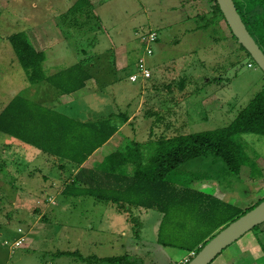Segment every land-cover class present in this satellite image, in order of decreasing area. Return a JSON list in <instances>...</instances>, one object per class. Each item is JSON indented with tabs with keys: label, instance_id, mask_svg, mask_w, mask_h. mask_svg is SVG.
Instances as JSON below:
<instances>
[{
	"label": "rangeland",
	"instance_id": "obj_1",
	"mask_svg": "<svg viewBox=\"0 0 264 264\" xmlns=\"http://www.w3.org/2000/svg\"><path fill=\"white\" fill-rule=\"evenodd\" d=\"M5 1L0 0V111L16 95L34 96L45 105L53 106L51 100L48 101L50 92L46 90L50 85L44 82L39 86L29 81L8 40L11 34L24 31L34 48L46 54L44 68L47 74L77 62L83 63L93 74L91 86L95 93L74 97L75 101L69 104L58 103L59 110L79 118H83L79 112L87 110L90 112V118L85 116L88 120L108 117L114 111L129 114L128 121L122 124L117 135L95 155L99 162L132 139L146 143L160 135L172 136L227 126L257 93L264 90V72L232 37L225 20L204 28L213 17L212 0H112L95 10L100 21L86 17L84 12L69 11L77 0ZM149 31L158 34V41L153 45L154 53L147 57L152 74L147 79L131 81L129 76L136 71L139 56L144 57L145 45L140 36ZM35 87L38 89L36 95ZM56 91L55 88L54 94ZM13 140V136L0 131V264H4L2 251L9 250L5 240L13 243L21 235L18 229L25 230L28 219H34V224L44 228L40 230L35 226V233L39 236L37 242L31 248L22 247L12 252L10 264H90L73 256L56 255L57 251L74 248L84 255L88 251H102L106 256L120 254V249L112 246L115 237L110 236L103 250L86 243L88 235L82 242L76 240L73 241L76 245H69L70 225L84 231L83 227L91 222L100 224L101 219L103 227L109 231L116 228L117 235L123 237L126 244L133 237L150 234L147 226H139L137 231L135 224L136 220L142 222V211L143 214L148 211L150 215H157L154 210L137 211L133 206L131 214L135 221L128 222L121 215L116 218L115 205L104 202L94 220L91 213L82 215L81 208L70 209L71 203L79 205L80 200L76 198L66 200L58 195V202L53 200L48 194L54 193L56 188L26 192L24 182L28 176L24 174L42 165L41 157L45 154L40 152L39 158L34 156L30 146L21 149L7 145ZM238 141L244 147L248 157L246 165L253 174L258 177L262 170L264 173V136L245 134L238 136ZM206 163L199 159L190 161L177 170L178 177L180 180L194 178L211 170L210 174L218 184L233 191L234 196H241L243 183L238 177L223 163L213 169H208ZM52 167L44 172L58 175V168L53 167L52 171ZM32 174L39 177L35 171ZM47 186L49 183L44 184ZM252 190V201L264 194L262 187H252ZM85 199L89 203L93 200L91 197ZM89 203L86 205L92 206ZM37 207L41 210L38 214L34 210ZM151 224L149 222L147 227L149 230ZM184 241L192 243L194 237Z\"/></svg>",
	"mask_w": 264,
	"mask_h": 264
},
{
	"label": "trees",
	"instance_id": "obj_2",
	"mask_svg": "<svg viewBox=\"0 0 264 264\" xmlns=\"http://www.w3.org/2000/svg\"><path fill=\"white\" fill-rule=\"evenodd\" d=\"M108 1L77 0L69 11L84 12L86 17H95L100 21L95 10ZM234 1L249 32L264 51V0ZM212 2L213 17L204 25L205 29L225 20L217 0ZM1 14L0 9V17ZM201 18L203 19V16ZM231 35L237 40L232 32ZM8 40L33 84L48 82L61 93L72 94L84 88L87 81L93 77L89 68L81 62L57 73L47 74L44 68L46 54L34 48L26 32H15ZM142 43L146 47L144 40ZM240 47L254 61L243 45L240 44ZM142 55L147 62L149 55L145 48ZM142 57L139 56L137 63ZM128 119L127 112H120L97 121L83 122L17 95L0 112V131L49 155L68 159L81 166L106 144ZM245 134L264 136V90L257 93L227 126L172 136L160 135L156 140L150 139L146 143L130 140L123 148L107 155L103 162L94 168H81L70 178V183L64 187L62 195L91 197L97 201L111 203L119 211L128 213L132 221H135L131 214L133 206L164 212L167 221L178 216L183 220L182 223L194 221L201 229L209 228L202 245L194 250L198 253L218 231L254 208L264 197L247 209H242L193 187L195 182L214 179L213 174H210L211 170L194 178H181L182 180L178 177L177 170L188 162L199 159L207 162L208 169L223 163L229 172L238 177L241 167L248 159L242 143L238 141V136ZM136 222L138 231L141 223L137 220ZM56 255L73 256L90 264H133V259L127 255L84 257L78 251L62 250ZM193 256L191 255L189 260Z\"/></svg>",
	"mask_w": 264,
	"mask_h": 264
},
{
	"label": "crops",
	"instance_id": "obj_3",
	"mask_svg": "<svg viewBox=\"0 0 264 264\" xmlns=\"http://www.w3.org/2000/svg\"><path fill=\"white\" fill-rule=\"evenodd\" d=\"M109 1H112V0H109ZM109 1L106 2L105 4L109 3ZM54 7L55 6H53V8ZM42 25L43 24L41 23V26ZM62 69L64 68H61L58 71ZM57 72H54V73H57ZM50 74H53V73H50ZM92 78L87 81V84L84 88L72 94H63L60 91H56L57 94H54L55 87H53L50 83L46 82L48 83V85H50V87L47 86L46 88V90L50 92V99H48V101L51 100V103L53 104V106H48V107H51L62 113L63 111L59 110L58 109L59 107L56 104L58 103L63 104L65 102L66 104L67 103L69 104V102L75 101L74 97L82 98V97H86L88 95L94 94L95 90L91 86ZM41 83H44V82H41ZM36 85L40 86V83ZM35 89H34L35 90L34 93L36 95L38 89L36 87ZM24 97H26L27 99L37 104L47 106L43 102L35 99L34 96L33 98H28V96H24ZM13 98H11L10 100H12ZM10 100L6 102L5 106L1 109V111L10 103ZM113 113H115V111ZM113 113H109L108 116ZM79 114H82L83 118H79V116L75 117L70 114H66V115L72 118L78 119L80 121H83V122L97 121V120H92L93 117L90 120L85 118V116L86 117L90 116V112L87 110H83L82 112H79ZM122 126L123 125L120 126L117 133L120 131ZM117 133L115 135H117ZM113 137L110 140H112ZM110 140L106 144H104L101 148H99L97 151H95L89 157V159L85 163H83L81 166H78L74 164L73 162H70L68 159L60 158L54 155H49L48 153H45L41 151L40 149L36 148L35 146L29 143H26L24 141H21L20 139L16 137H14L13 141H10L11 144L8 143L7 145L15 146L16 148L17 146H19V148L21 149H24V148H27V146H30L31 152L34 153L35 157H39V158H40V152L41 154L48 155V157H44L45 155L41 157L42 162L44 161L42 165L38 164L39 166H36L34 170L26 171L27 173L24 174L25 177L28 176V178L24 182V184H26V187H27V188H24L26 192L27 191L34 192L36 190L37 192H39V191H42L43 189L44 190L48 189L52 191L53 189L56 188V191L54 193L52 192L48 194L51 196V198H53V200H56V202H58V199H57L58 195L63 196V198H65L66 200H69L71 198L73 199L76 198L77 201L80 200L79 205L76 206L71 203L70 209L73 208L74 210H76L77 208H81L83 211L82 215L85 214L86 216H88L89 215L88 213H91V217L94 218L95 220V216L97 215V212H99L100 209L102 208L104 201H97L93 199L92 202L89 203L87 199H85V197H82V196L74 197V196L62 195V191L64 187L70 183V178L76 175V173L81 168L83 167L94 168L97 164L99 165L100 163L103 162L106 156L99 162L96 159L95 155L99 152L100 149H102L105 145H107L110 142ZM90 162H93V163L90 164ZM31 165L35 166L36 163H32ZM52 165L53 167L58 168V172H57L58 175H55L54 173L51 175L49 173L44 172L45 169L50 168ZM53 167H52V171H53ZM32 171H35L39 175V177L38 176H37L38 178L34 177V175L32 174ZM52 171L50 173H52ZM238 177L240 181L243 183L242 185L243 188H241V192H240L241 196H237V195L234 196L233 191H230L226 189L225 186L218 184L215 179L202 180V181L195 182L193 187L197 190H201L203 192L215 195L223 199L224 201L230 204H233L235 206H238L242 209H247L251 205L255 204V201L257 199L259 200L260 198L264 197V194H263L262 196H257L259 198L255 197L254 198L255 200L252 201L253 199L252 196L254 194V190H252V187L255 189L256 187H262L264 189V173L262 170L261 174L257 177L253 174V171L250 169V167L245 164L241 167ZM36 182L38 183L37 187H35ZM28 183L30 185L29 187H28ZM45 183H49V186L44 187ZM248 183H250V186H247ZM41 187L42 189H40ZM53 195H56V197ZM243 195H245L247 198L244 197ZM233 197L236 199V201L233 199ZM86 203L92 204V206L91 205L88 206L86 205ZM114 208L117 211L116 218H118L121 215L122 218H124V220L131 222L130 216L128 213L119 211L116 206H114ZM143 209L145 208L137 207L134 210L141 211ZM34 210H35V213L37 214L41 211L38 209V207ZM145 210H154V209H145ZM142 212L141 214L143 215V218H142V222L140 226L141 228L143 226L148 227L149 222H152L150 226L152 227V229L150 228L149 230L146 227V229L150 232V234L147 233L144 236L139 235L140 237L137 236L136 239H134L133 237L130 240H128L127 242L128 244L124 243L123 237H119L117 235L116 228H113L109 231V229L103 227L102 225L103 221L100 219L98 221V222H101L100 224H94V222H91V224L86 225V227H83L84 231H78V229H75L74 227H72V225L68 226L69 245L74 243L73 241H76V240H79L78 243L82 242L85 239V235H88V239L86 243H90L91 245L95 244L96 247L100 246L101 249L103 250L106 247L107 243L109 242L107 237L110 236L111 238L115 237V239L112 240V243H114V245L112 246L114 248L115 247L119 248L121 251L119 252L120 254H116L113 256L127 255L128 257H131L133 259V264H183V262H185L186 259L191 257L192 251H194L197 246L202 245V243L204 242V237L206 236V233L209 230V228H202V229L199 228V226L196 225V222L194 221H185L184 223H182L183 220L179 216L176 217L175 219H169V221H167L166 214L158 210H154V212H156L157 215H150L149 213H147L148 211H145L146 212L145 214H143ZM29 217L30 215H28L27 218ZM45 218H48V215ZM33 221L34 219L27 220V223H26L27 225H26L25 230L20 231V229H18V233H20L21 235L17 237L16 239L22 238L23 244L22 246L16 248L15 251L22 247H25L24 249L31 248V245L37 242L38 239L36 238H39V236L37 233H35L36 232L35 226H37V228H40V230L44 228V226L34 224ZM32 226H34V228ZM108 231L109 233H107ZM33 234L35 235L34 237L31 236ZM123 234H125L124 231H123ZM138 234H141V232H139ZM191 236L194 237V242L186 243L184 239L191 237ZM125 238H130V237L125 236ZM16 239H14V241ZM118 239L119 240L122 239V240L119 244H116V241H119ZM106 240L107 242H105ZM74 244L76 245L77 243H74ZM5 246L7 245L5 244ZM75 249L76 248L71 249V250H63V251L80 252L78 249L76 250ZM96 250L98 251L97 248ZM2 252L4 253L3 255L4 257L2 258L1 261L4 264H8L9 259L12 257V255H10L12 253L10 247H9V250L7 248L6 251H2ZM91 253H93V255L99 258L113 257V256H106L105 253H103L102 251L101 252L98 251L97 253L94 251H91V252L88 251L87 255H84L82 253L81 254L83 256H91L90 255ZM210 264H264V223L257 226L252 231L246 233L236 242L228 246Z\"/></svg>",
	"mask_w": 264,
	"mask_h": 264
},
{
	"label": "water",
	"instance_id": "obj_4",
	"mask_svg": "<svg viewBox=\"0 0 264 264\" xmlns=\"http://www.w3.org/2000/svg\"><path fill=\"white\" fill-rule=\"evenodd\" d=\"M232 34L264 72V51L249 32L234 0H217ZM264 223V200L210 238L186 264H210L222 251Z\"/></svg>",
	"mask_w": 264,
	"mask_h": 264
},
{
	"label": "built area",
	"instance_id": "obj_5",
	"mask_svg": "<svg viewBox=\"0 0 264 264\" xmlns=\"http://www.w3.org/2000/svg\"><path fill=\"white\" fill-rule=\"evenodd\" d=\"M142 40H144L146 42V47L145 49L147 50V53L149 56L153 55L154 53V49H153V45L155 43H157L158 41V34L155 31H149L148 33H144L141 35ZM152 72L151 69L149 68L146 60L144 58H141V60L136 64V71L133 72L129 78L131 81H137L139 79H147L151 76ZM21 231V230H20ZM6 245H9L10 249L12 252L15 251L16 248L22 246L23 244V239L19 238L16 239L13 243H9L8 240L5 241ZM196 252L192 251L191 255H195ZM189 261V258L186 259L185 262H183V264H186Z\"/></svg>",
	"mask_w": 264,
	"mask_h": 264
}]
</instances>
